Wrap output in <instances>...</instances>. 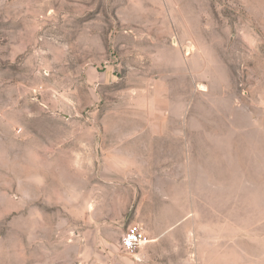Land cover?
<instances>
[{
	"label": "rangeland",
	"instance_id": "obj_1",
	"mask_svg": "<svg viewBox=\"0 0 264 264\" xmlns=\"http://www.w3.org/2000/svg\"><path fill=\"white\" fill-rule=\"evenodd\" d=\"M155 120L164 264H264V0H0V264L81 260L85 190L137 192L129 163L93 172L100 147L129 159Z\"/></svg>",
	"mask_w": 264,
	"mask_h": 264
},
{
	"label": "crops",
	"instance_id": "obj_2",
	"mask_svg": "<svg viewBox=\"0 0 264 264\" xmlns=\"http://www.w3.org/2000/svg\"><path fill=\"white\" fill-rule=\"evenodd\" d=\"M153 131L150 133H136L134 150L131 158L123 159L120 156L106 155L103 148L100 147L98 154V164L94 161L95 168L92 169L89 160V166L84 168L85 171L96 172L98 169L99 175L102 171L109 168L111 170L120 171L127 170L128 163L131 165L132 178L134 179L132 188L129 192L132 195L122 193L120 201H118L119 193L115 191H107V182L100 180L98 185L94 186L93 191L84 192L83 206H84V231H83V250L82 259L79 261L72 260L70 264H164V261L170 259V250L162 252L160 249L165 243H169L177 234L175 224L166 225L164 229L158 232L152 231L149 221L156 219L157 214L151 209L150 193L147 192L144 183L149 184L148 174L139 169V157L142 154L139 152V141L143 139H152L153 141L164 142L168 139H175L176 134L165 132V123L163 120H155ZM133 139V140H134ZM167 152L166 150H163ZM126 156V155H122ZM128 157V156H127ZM127 160V161H126ZM127 165L126 168L122 167ZM92 169V170H91ZM87 178V177H86ZM87 185L91 182L90 175ZM140 179V181H139ZM144 180L146 182H144ZM126 184L124 185V187ZM147 186V185H146ZM110 187V186H109ZM129 187V186H126ZM112 190V189H111ZM130 215L131 223H140L145 230L147 241L142 243L134 254L126 253L121 247V240L118 239L116 233L114 235L112 226L115 222L124 218L133 208ZM156 212V211H155ZM165 214V213H163ZM155 215V216H154ZM164 220H178L179 216H171L166 214L162 217ZM183 219V217H182ZM124 235V234H123ZM162 245V246H160ZM72 247V245L70 244ZM165 253H167L165 255ZM70 261V260H69Z\"/></svg>",
	"mask_w": 264,
	"mask_h": 264
},
{
	"label": "built area",
	"instance_id": "obj_3",
	"mask_svg": "<svg viewBox=\"0 0 264 264\" xmlns=\"http://www.w3.org/2000/svg\"><path fill=\"white\" fill-rule=\"evenodd\" d=\"M145 241L147 237L144 228L138 224H131L121 238V247L126 253L134 254Z\"/></svg>",
	"mask_w": 264,
	"mask_h": 264
},
{
	"label": "bare ground",
	"instance_id": "obj_4",
	"mask_svg": "<svg viewBox=\"0 0 264 264\" xmlns=\"http://www.w3.org/2000/svg\"><path fill=\"white\" fill-rule=\"evenodd\" d=\"M145 242H146V241H145ZM145 242H144V243H145Z\"/></svg>",
	"mask_w": 264,
	"mask_h": 264
}]
</instances>
